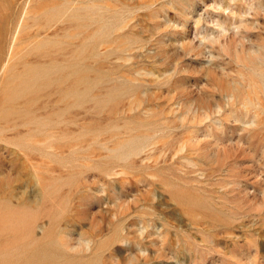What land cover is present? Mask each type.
Here are the masks:
<instances>
[{
  "label": "rangeland",
  "instance_id": "rangeland-1",
  "mask_svg": "<svg viewBox=\"0 0 264 264\" xmlns=\"http://www.w3.org/2000/svg\"><path fill=\"white\" fill-rule=\"evenodd\" d=\"M0 264H264V0H0Z\"/></svg>",
  "mask_w": 264,
  "mask_h": 264
}]
</instances>
